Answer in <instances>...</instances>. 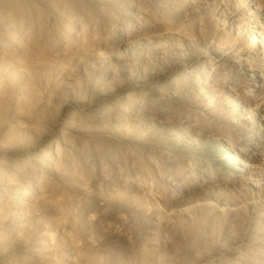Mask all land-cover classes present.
<instances>
[{
    "label": "rangeland",
    "instance_id": "rangeland-1",
    "mask_svg": "<svg viewBox=\"0 0 264 264\" xmlns=\"http://www.w3.org/2000/svg\"><path fill=\"white\" fill-rule=\"evenodd\" d=\"M0 264H264V0H0Z\"/></svg>",
    "mask_w": 264,
    "mask_h": 264
},
{
    "label": "bare ground",
    "instance_id": "bare-ground-1",
    "mask_svg": "<svg viewBox=\"0 0 264 264\" xmlns=\"http://www.w3.org/2000/svg\"><path fill=\"white\" fill-rule=\"evenodd\" d=\"M253 40H258V36L256 34L254 35Z\"/></svg>",
    "mask_w": 264,
    "mask_h": 264
}]
</instances>
